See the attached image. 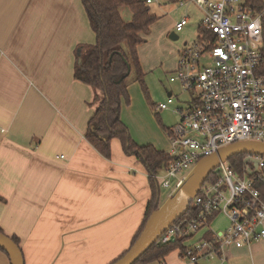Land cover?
<instances>
[{
    "label": "crops",
    "instance_id": "crops-1",
    "mask_svg": "<svg viewBox=\"0 0 264 264\" xmlns=\"http://www.w3.org/2000/svg\"><path fill=\"white\" fill-rule=\"evenodd\" d=\"M94 43L80 0H0V231L18 240L24 264H112L144 218L141 164L118 140L108 160L84 136L99 92L74 79L75 50ZM133 109L123 103L120 117L134 142L170 149L156 128L146 140L130 127ZM223 229L212 221L184 245ZM0 264H10L1 250ZM139 264L191 263L174 251ZM196 264H264V243Z\"/></svg>",
    "mask_w": 264,
    "mask_h": 264
},
{
    "label": "built area",
    "instance_id": "built-area-1",
    "mask_svg": "<svg viewBox=\"0 0 264 264\" xmlns=\"http://www.w3.org/2000/svg\"><path fill=\"white\" fill-rule=\"evenodd\" d=\"M153 0H146L149 5ZM201 8L203 19L195 40L184 43L177 53V66L170 75L182 91L194 97L186 110H177L179 123L169 129L172 162L157 177L163 189L172 191L200 159L219 149L244 141L264 142V77L262 63V24L243 0H179ZM187 18L176 23L179 33ZM169 94V93H168ZM170 97L172 94L170 93ZM169 97V98H170ZM159 104L155 111L166 110ZM238 174L228 163L215 172L214 183H205L192 204L200 209L197 218L175 222L157 242H174L208 227L206 216L223 213L229 226L210 240L201 239L186 247L180 257L196 264L200 259L224 261L225 251L240 249L254 242L264 243V157L248 156ZM171 191V192H172Z\"/></svg>",
    "mask_w": 264,
    "mask_h": 264
},
{
    "label": "trees",
    "instance_id": "trees-1",
    "mask_svg": "<svg viewBox=\"0 0 264 264\" xmlns=\"http://www.w3.org/2000/svg\"><path fill=\"white\" fill-rule=\"evenodd\" d=\"M171 1L178 2L179 0ZM80 2L89 27L95 36V43L76 48L74 79L99 92V97L95 98L97 107L88 121L84 134L85 139L102 157L108 160L111 158V141L118 140L123 154L135 158L148 177L150 199L146 205L143 221L133 238L131 248L140 236L150 215L163 203L160 198L162 187L157 177L166 170L173 160L167 152L159 151L152 145L140 146L136 144L120 117L122 104L130 103L128 93L130 81L137 83L144 97L149 99L144 84L145 74L138 57V47L143 43L142 35L148 34L151 26L158 19L151 14L146 0H80ZM243 2L251 9L253 16H260L261 19L263 60L258 73L264 77V0H243ZM122 8H127L131 13L129 22L123 20L120 13ZM155 112L157 114V111ZM163 130L169 134L168 128ZM247 157L235 156L229 160L228 164L231 169L240 174L245 166L244 159ZM216 179L217 172L214 171L206 183H214ZM259 190L264 196V187L260 186ZM0 201H4L2 197H0ZM199 214L200 209L191 203L188 210L176 223L184 218L191 221ZM215 217V213L207 215L206 224L209 225ZM0 233L2 234L1 231ZM211 237L212 234L209 232L204 236L206 240H210ZM189 238L190 236H178L174 242L167 244L156 242L135 264L163 261L174 251H178L181 256L186 251L184 243ZM10 239L19 247L16 238ZM1 251L3 252V250Z\"/></svg>",
    "mask_w": 264,
    "mask_h": 264
},
{
    "label": "rangeland",
    "instance_id": "rangeland-1",
    "mask_svg": "<svg viewBox=\"0 0 264 264\" xmlns=\"http://www.w3.org/2000/svg\"><path fill=\"white\" fill-rule=\"evenodd\" d=\"M148 7L151 14L155 15L158 20L151 26L148 34L142 35L143 43L139 46L138 57L145 74L144 84L149 99L147 100L143 93V97H141V89L136 88L137 92L133 90L132 86L135 82H129L128 87L132 85L130 103L133 104L134 109L131 112V116H133L131 123H128L136 131H143L142 134L146 140H150L156 134L154 131L156 128L170 145L168 134L163 129H170L179 123L180 115L177 110H186L190 100L194 97L183 92L178 82L170 81L171 70L177 62V52L182 49L184 43L191 44L195 40L198 27L203 19V12L195 4L180 5L171 0H153ZM120 13L124 21H130L131 13L127 8H122ZM184 18H187V24L181 32L175 33L176 23ZM171 33L178 36L176 41L169 39ZM168 93H171L172 97L169 98ZM159 104H166L168 108L156 114L154 106L157 107ZM136 111L140 115L134 113ZM127 116L130 117L128 113ZM168 148L164 152H168ZM190 170L182 172L178 178L186 176ZM176 181H171V188L160 189L161 201L164 202L169 197ZM158 182L161 184V178H158ZM213 224L218 229L224 228L223 230H225L229 226V220L223 213H219L213 219Z\"/></svg>",
    "mask_w": 264,
    "mask_h": 264
},
{
    "label": "water",
    "instance_id": "water-1",
    "mask_svg": "<svg viewBox=\"0 0 264 264\" xmlns=\"http://www.w3.org/2000/svg\"><path fill=\"white\" fill-rule=\"evenodd\" d=\"M169 39L176 41L178 36L171 33ZM170 96L169 93L168 97ZM235 156L264 157V142H237L200 159L161 206L150 215L133 246L113 264H135L188 210L192 200L206 183L208 177L221 164L228 163ZM0 249L8 256L10 264H24L19 247L12 239L1 233Z\"/></svg>",
    "mask_w": 264,
    "mask_h": 264
}]
</instances>
